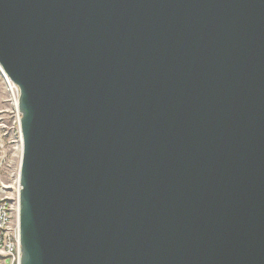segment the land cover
I'll list each match as a JSON object with an SVG mask.
<instances>
[{"label":"water","instance_id":"water-1","mask_svg":"<svg viewBox=\"0 0 264 264\" xmlns=\"http://www.w3.org/2000/svg\"><path fill=\"white\" fill-rule=\"evenodd\" d=\"M0 69L20 264H264V0H0Z\"/></svg>","mask_w":264,"mask_h":264},{"label":"built area","instance_id":"built-area-1","mask_svg":"<svg viewBox=\"0 0 264 264\" xmlns=\"http://www.w3.org/2000/svg\"><path fill=\"white\" fill-rule=\"evenodd\" d=\"M6 79L12 93L19 128L18 87L8 78ZM19 137L21 140L20 129ZM19 191L18 177L11 185L0 180V264H20Z\"/></svg>","mask_w":264,"mask_h":264},{"label":"rangeland","instance_id":"rangeland-1","mask_svg":"<svg viewBox=\"0 0 264 264\" xmlns=\"http://www.w3.org/2000/svg\"><path fill=\"white\" fill-rule=\"evenodd\" d=\"M21 158L18 116L6 76L0 69V180L11 185Z\"/></svg>","mask_w":264,"mask_h":264}]
</instances>
